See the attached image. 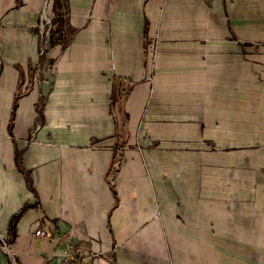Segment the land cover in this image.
<instances>
[{"label":"crops","instance_id":"0c3cea01","mask_svg":"<svg viewBox=\"0 0 264 264\" xmlns=\"http://www.w3.org/2000/svg\"><path fill=\"white\" fill-rule=\"evenodd\" d=\"M60 2L79 34L58 58L53 85L39 89L27 85L36 44L26 28L43 0H0V264H66L72 252L70 264H173V253L189 252L178 238L210 236L212 204L201 194L209 155L179 150V142L217 140L184 96L195 87L175 77L189 78L199 57L210 61V76L220 78L209 89L219 104L203 101L212 110L224 108L228 76L237 95L245 81L260 91L264 0ZM150 38L154 70L142 52ZM185 61L191 66L179 64ZM153 99L170 112L157 123L140 113ZM217 138L227 145L222 125ZM238 140L260 156V130ZM21 208L7 244L9 220Z\"/></svg>","mask_w":264,"mask_h":264},{"label":"rangeland","instance_id":"374dc122","mask_svg":"<svg viewBox=\"0 0 264 264\" xmlns=\"http://www.w3.org/2000/svg\"><path fill=\"white\" fill-rule=\"evenodd\" d=\"M52 2L53 0H43L35 20L29 28H26L36 44L35 59L31 61L32 66L27 69L29 75L27 85L39 89L53 85L51 80L57 70L58 58L79 34V30L75 31L68 27V13L63 11L64 8L57 3L56 10L51 9ZM55 12L59 15L57 16ZM154 42L153 38L149 41L145 39L142 45V52L146 57L145 63L153 70L158 53ZM197 62L198 66L195 69L191 67L190 71L194 73L190 74L189 78H175L177 83L183 84H187L190 80V85L195 87L194 93H186L184 96L189 98L190 110H194V115L202 116L210 123L212 136L217 140L213 141L211 146L204 141H202L204 143L181 141L178 148L205 154V157L209 155L207 160H211V163L205 164L209 172L203 177L207 189L201 191V194H206V199L212 202L211 214H206L211 221L206 225L208 230L205 229L210 236L178 238L180 246L189 252L173 253V264H264V141H261L260 156H257L259 153L257 148L253 149L252 145L242 146L241 141L238 140L242 134L245 138L251 136V133H258L259 130L264 135V86H261L260 91L253 92L245 81L238 97L234 91L237 80L228 76L225 81L226 84L228 83V97L221 101L224 108L222 111L219 108L212 110L204 106L203 101L219 104L218 98H214V95L209 93V89L213 82H219L220 78L210 76V61L200 60L199 57ZM179 64L185 67L191 66L189 61ZM246 72L248 71L245 69ZM123 81L121 79V82ZM129 83L132 85L134 82L129 80ZM238 83L242 84L241 81ZM213 88L211 86V89ZM155 102L156 99H153L152 106L140 110V113L142 116L152 114L153 122L157 123L161 115L170 112L167 109L156 108L153 106ZM170 102L177 103L175 99ZM253 104L257 108H253ZM114 105V103L111 105L110 110L117 118L118 109ZM170 111L182 110L172 108ZM3 118L5 115L0 111V134L5 133L6 130ZM221 125L222 136L227 140V145L222 146L219 145L217 138L220 136ZM38 130V124L33 125L29 136L35 135ZM132 134L138 137V128L132 131ZM139 135L142 136L143 132L139 131ZM149 145L154 147L153 144L149 143ZM119 163L120 160L117 158L115 168L119 167ZM208 190L211 198L208 197ZM220 194L223 203L217 205ZM74 258L73 253L68 257V261L75 263ZM191 258L194 261L190 262ZM165 263L171 264L156 262V264Z\"/></svg>","mask_w":264,"mask_h":264},{"label":"trees","instance_id":"16d2710c","mask_svg":"<svg viewBox=\"0 0 264 264\" xmlns=\"http://www.w3.org/2000/svg\"><path fill=\"white\" fill-rule=\"evenodd\" d=\"M59 3V5L61 6V2L60 0H54L53 2V8L56 10L55 6L56 4ZM65 3V4H64ZM66 5V0H63V6ZM16 102L14 103V106H15ZM116 104H117V108L119 111H121L120 109V105H119V100H116ZM10 127L9 126V131H10ZM27 182H29L27 180ZM23 210L24 208H21L17 213L13 214L9 220V223H8V234H9V237L8 239L6 240V243L9 244L13 239H14V236H15V233H14V228H15V224L17 222V220L19 219V217L22 215L23 213Z\"/></svg>","mask_w":264,"mask_h":264},{"label":"built area","instance_id":"2783aa9c","mask_svg":"<svg viewBox=\"0 0 264 264\" xmlns=\"http://www.w3.org/2000/svg\"><path fill=\"white\" fill-rule=\"evenodd\" d=\"M34 234L37 235V236H43L44 235V232H43V230H39L38 228H36L35 231H34ZM69 250H71V249H69ZM72 254H73V252H72ZM65 261H67L68 263H70L68 261V258Z\"/></svg>","mask_w":264,"mask_h":264}]
</instances>
